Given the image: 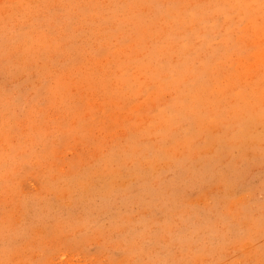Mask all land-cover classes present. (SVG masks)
I'll return each instance as SVG.
<instances>
[{
    "label": "rangeland",
    "instance_id": "1",
    "mask_svg": "<svg viewBox=\"0 0 264 264\" xmlns=\"http://www.w3.org/2000/svg\"><path fill=\"white\" fill-rule=\"evenodd\" d=\"M0 264H264V0H0Z\"/></svg>",
    "mask_w": 264,
    "mask_h": 264
}]
</instances>
